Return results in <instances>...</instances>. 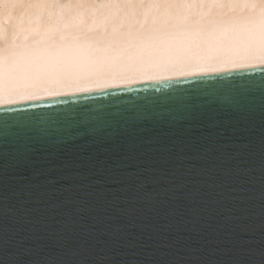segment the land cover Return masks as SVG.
<instances>
[{
	"label": "water",
	"instance_id": "obj_1",
	"mask_svg": "<svg viewBox=\"0 0 264 264\" xmlns=\"http://www.w3.org/2000/svg\"><path fill=\"white\" fill-rule=\"evenodd\" d=\"M264 65L0 107L47 135L27 166L0 134V264H264V145L206 93ZM213 119H209V116Z\"/></svg>",
	"mask_w": 264,
	"mask_h": 264
},
{
	"label": "bare ground",
	"instance_id": "obj_2",
	"mask_svg": "<svg viewBox=\"0 0 264 264\" xmlns=\"http://www.w3.org/2000/svg\"><path fill=\"white\" fill-rule=\"evenodd\" d=\"M264 65V0H0V107Z\"/></svg>",
	"mask_w": 264,
	"mask_h": 264
},
{
	"label": "snow or ice",
	"instance_id": "obj_3",
	"mask_svg": "<svg viewBox=\"0 0 264 264\" xmlns=\"http://www.w3.org/2000/svg\"><path fill=\"white\" fill-rule=\"evenodd\" d=\"M259 93L261 108V140L264 145V79L246 82H218L206 94L220 108L228 120L234 124L249 126L256 105V93ZM213 119V116H209ZM0 134L8 137L15 146L12 163L27 166L32 146L42 142L47 135L45 122L36 118H17L0 122Z\"/></svg>",
	"mask_w": 264,
	"mask_h": 264
}]
</instances>
